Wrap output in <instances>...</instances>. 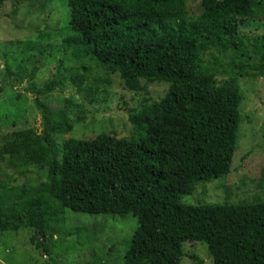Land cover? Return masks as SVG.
Returning a JSON list of instances; mask_svg holds the SVG:
<instances>
[{"label":"trees","instance_id":"trees-1","mask_svg":"<svg viewBox=\"0 0 264 264\" xmlns=\"http://www.w3.org/2000/svg\"><path fill=\"white\" fill-rule=\"evenodd\" d=\"M7 1L0 0V11ZM67 5L70 35L64 42L76 56L120 74L129 90L140 91L143 79L170 88L130 116V138H70L57 157L46 133H12L0 163L8 155L17 167L47 166L48 176L37 186L0 181V233L32 228V246L45 264H57L45 238L49 227L64 223L67 210L132 215L138 225L124 264H181L185 243L205 244L214 264H264V203L182 202L195 185L231 172L241 122L237 80L218 84L202 56L231 52L234 71L264 77V36L254 43L241 33L260 17L264 0H203L199 15L190 0ZM86 81L85 75L73 79L78 86ZM58 86L53 80L37 94ZM35 101L49 124L47 109Z\"/></svg>","mask_w":264,"mask_h":264},{"label":"rangeland","instance_id":"rangeland-1","mask_svg":"<svg viewBox=\"0 0 264 264\" xmlns=\"http://www.w3.org/2000/svg\"><path fill=\"white\" fill-rule=\"evenodd\" d=\"M202 1L190 0L198 15ZM67 2L9 0L0 11V149L12 133L22 130L38 136L46 133L57 157L70 138L90 140L103 133L130 138V116L147 103L159 102L169 91V84L145 79L140 91L129 90L120 74L88 57L76 56L64 42L70 35ZM241 33L251 42H259L264 36V10L256 21L242 26ZM247 55L253 61L255 52ZM202 57L204 67L217 73L218 84L237 80L242 95L241 122L231 172L195 185L182 202L264 203V77L234 71L231 52L222 56L209 52ZM83 75L87 77L85 84L73 82ZM53 80L58 88L37 94ZM37 98L48 111L49 124L36 105ZM8 158L6 155L0 163V181L37 186L47 179V166L17 167ZM137 225L132 215H87L67 210L64 223L49 227L45 239L57 264H124ZM33 235L34 230L27 227L1 232L0 264H45L46 257L30 242ZM183 250L181 264H197L192 257L214 264L205 244L185 243Z\"/></svg>","mask_w":264,"mask_h":264}]
</instances>
